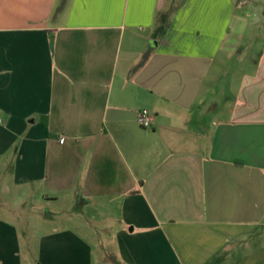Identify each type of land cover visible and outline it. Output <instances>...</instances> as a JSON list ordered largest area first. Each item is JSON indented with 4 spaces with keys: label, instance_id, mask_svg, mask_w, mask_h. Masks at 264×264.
<instances>
[{
    "label": "crops",
    "instance_id": "0c3cea01",
    "mask_svg": "<svg viewBox=\"0 0 264 264\" xmlns=\"http://www.w3.org/2000/svg\"><path fill=\"white\" fill-rule=\"evenodd\" d=\"M241 4L0 0V190L115 214L106 264H264V54L233 55L259 36ZM21 195L0 200V264H97L81 219L23 236L2 210Z\"/></svg>",
    "mask_w": 264,
    "mask_h": 264
},
{
    "label": "rangeland",
    "instance_id": "374dc122",
    "mask_svg": "<svg viewBox=\"0 0 264 264\" xmlns=\"http://www.w3.org/2000/svg\"><path fill=\"white\" fill-rule=\"evenodd\" d=\"M241 9H245L248 21L254 24V29L259 36L251 41L248 39L246 43L236 48L233 55L236 57L244 56L248 58H260L264 54V0H242ZM252 63V62H251ZM250 62L246 61V65L249 66ZM236 61H231V70H237ZM230 67L228 70H230ZM240 79L238 74H227L221 80L220 87L216 89L215 101L219 109H215L214 112L226 111L227 101L232 99L235 95L238 83ZM223 87H227L225 94L221 93ZM221 88V91H220ZM25 198V202L20 205H6V210L9 218L15 217L16 223L21 229L23 236L35 241L39 234L47 229L54 227L65 228L68 226H74L71 221L72 218L81 219L82 225L78 227L82 231L84 230L87 237H89L95 247L97 254V264H106L103 259L111 256L113 252V235L117 222V217L111 212L108 213H93L92 208H88L90 211H83L82 207L77 205L71 200L63 199L58 203H51L49 205H43L37 199V189L31 190H7L6 192L0 190V200L10 201L14 195ZM17 197H15L16 199ZM13 200V199H12ZM12 206V207H11ZM12 210H11V209ZM3 214V211L1 212ZM31 230V231H29ZM91 236V237H90Z\"/></svg>",
    "mask_w": 264,
    "mask_h": 264
},
{
    "label": "built area",
    "instance_id": "2783aa9c",
    "mask_svg": "<svg viewBox=\"0 0 264 264\" xmlns=\"http://www.w3.org/2000/svg\"><path fill=\"white\" fill-rule=\"evenodd\" d=\"M154 120H155V115L148 108H141L137 112V122L144 127L153 125ZM0 122H2L1 117H0Z\"/></svg>",
    "mask_w": 264,
    "mask_h": 264
},
{
    "label": "trees",
    "instance_id": "16d2710c",
    "mask_svg": "<svg viewBox=\"0 0 264 264\" xmlns=\"http://www.w3.org/2000/svg\"><path fill=\"white\" fill-rule=\"evenodd\" d=\"M52 135V134H51Z\"/></svg>",
    "mask_w": 264,
    "mask_h": 264
}]
</instances>
